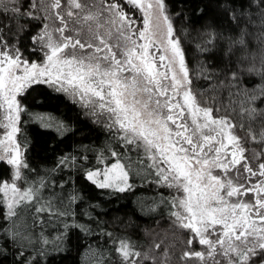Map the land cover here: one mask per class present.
<instances>
[{
    "label": "snow or ice",
    "instance_id": "6c2138e0",
    "mask_svg": "<svg viewBox=\"0 0 264 264\" xmlns=\"http://www.w3.org/2000/svg\"><path fill=\"white\" fill-rule=\"evenodd\" d=\"M176 8L0 0V264H63L74 234L78 264H264V0ZM39 87L98 139L34 164L30 126L84 131L30 106ZM91 189L167 227L114 234Z\"/></svg>",
    "mask_w": 264,
    "mask_h": 264
},
{
    "label": "trees",
    "instance_id": "16d2710c",
    "mask_svg": "<svg viewBox=\"0 0 264 264\" xmlns=\"http://www.w3.org/2000/svg\"><path fill=\"white\" fill-rule=\"evenodd\" d=\"M172 6L173 11L179 9L176 8L177 4L183 3L185 5V13L191 17L192 22L199 19L195 15V9L198 5H201L204 0H168ZM187 27L189 29V36H193L196 33V29L191 27V24L187 20L179 21L177 27ZM198 27V26H197ZM189 58L194 62L196 54L193 47L189 44L186 45ZM39 101V103H37ZM27 103L35 108L50 111L55 115L64 114L68 119L73 120L77 127L83 128L82 136H75L71 140H65L63 143L59 142L55 134L50 131H45L36 125L29 127V136L31 139V157L34 164H43L45 162L50 163L56 152L67 149L73 141H79L86 138L90 141H96L98 139L96 132L89 127H85L82 120L76 119V112L68 101L62 97H58L55 94L49 93L45 88L39 87L35 91L31 92L28 97ZM138 192L145 195H150L147 189H138ZM91 198L95 199L100 204V210L103 214L99 215V220L103 226L114 234L118 233L123 235L125 232L132 235L134 238L139 239L141 234L137 231V228H149L157 227L165 228L167 223L161 221L159 226L153 225L152 221L148 218H141L135 213L134 201L138 197L127 196L120 198L108 199L99 194V190L91 189L89 192ZM135 219L137 227H126V224L131 223V219ZM80 246L77 235H73L72 239V251L66 254L63 264H78V254L76 249Z\"/></svg>",
    "mask_w": 264,
    "mask_h": 264
}]
</instances>
